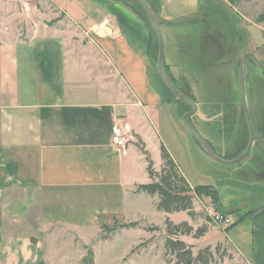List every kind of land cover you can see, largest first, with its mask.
<instances>
[{
	"label": "crops",
	"instance_id": "1",
	"mask_svg": "<svg viewBox=\"0 0 264 264\" xmlns=\"http://www.w3.org/2000/svg\"><path fill=\"white\" fill-rule=\"evenodd\" d=\"M51 1L66 29L45 25L19 38L0 27V264H175L165 254V239H157L159 230L151 229L163 228L156 217L170 219L171 213L159 209L158 194L141 186L153 180L147 155L159 171L164 144L194 187L163 133L180 127L164 126L166 105H177L179 116L188 110L180 112L184 102L158 71L159 42L147 15L138 3ZM157 2L161 28L178 27L170 59L183 82L172 74L193 97L185 68L192 72L200 62L185 56L191 50L183 35L186 17ZM216 75L211 80L221 90ZM114 124L128 138L125 149L112 142ZM191 137L188 146H201ZM250 217L252 236L241 232L237 241L242 252L251 250L253 264H264V206ZM132 222L137 225L103 235L104 226ZM131 231L144 232L126 240ZM121 238V253L112 254ZM93 240L103 250L90 247Z\"/></svg>",
	"mask_w": 264,
	"mask_h": 264
},
{
	"label": "rangeland",
	"instance_id": "2",
	"mask_svg": "<svg viewBox=\"0 0 264 264\" xmlns=\"http://www.w3.org/2000/svg\"><path fill=\"white\" fill-rule=\"evenodd\" d=\"M151 1L154 2V11L157 13L158 2ZM164 1V9L166 7L174 16L184 14L183 18L186 17L181 19L184 26L183 35L187 38L184 37V40H188V48L191 50L185 56L195 64L200 62L197 69H194L195 77L192 76L194 70L191 72L185 68L186 78L189 79L188 88L191 86L188 90L192 94L195 93L193 98L198 103V111L188 121L193 126L196 125L197 130L210 141L219 155L233 159L246 147L249 134L243 110L240 60L243 54L253 52L264 62V0ZM61 16V12L51 0H0V27L11 32L9 37L16 35L19 38H28L37 27L43 28L45 25L59 24L62 25L61 28L66 29L60 19ZM176 27L164 26L162 29L166 44L165 67L172 78L176 81L174 76L176 75L180 82L183 80V74L170 59V53H175L176 50L174 47L177 40L174 31ZM169 60L172 63L171 69L168 65ZM230 64L233 68L232 73L228 71ZM217 73H220L221 90H218L219 87L211 80L213 76L218 77ZM247 83L255 145L250 154L240 162L220 163L210 157L203 147L187 145L186 137L190 139L192 135L187 133L189 131L181 117L185 109L191 110L188 103L183 101L184 103L180 105L183 106L180 110L183 113L182 115L180 113L181 116L177 105H166L163 116L164 126L177 124L180 126H177L179 130L169 128L170 133L163 132L166 134L164 138L170 143L175 157L185 169L194 187L207 189L211 187L195 198L193 217L187 211H175L170 214V220L176 223L185 220L193 224L194 231L184 235L183 239L193 246L194 254H197L200 248L210 246L214 252L211 264H253L251 250L242 252L240 242L237 241V235L241 232L244 237L252 236L253 220L250 216L256 208L264 206V180L260 178H264L262 173L264 171L260 172L262 166L264 167V145H260L261 139L264 138V71L252 58L247 59ZM196 85L198 88L195 89ZM182 130L187 134L184 139L180 137L183 136ZM221 135L223 140L220 138ZM214 136H218L219 139L214 140ZM157 138L156 134L155 139ZM155 139L153 141H156ZM154 147L158 149L156 145ZM214 193L215 199L212 196ZM152 201L151 196L146 200V204L150 203L148 207L152 205ZM224 212H227L231 219L228 226L214 220L219 213L226 215ZM156 221L157 223L161 221L163 226V228L157 226L156 230H159L156 231L157 239L160 240L162 237L165 239L166 218L161 215L156 217ZM236 223L238 224L234 225ZM108 228H103V235L107 232L110 234ZM200 229H204V234L199 235ZM136 232L123 234L126 240H130L132 236L144 231ZM123 241L122 238L117 239L110 250L112 254L121 253ZM90 245L98 251L103 250L102 247L105 246L97 240L95 242L93 240ZM91 251L88 250V260L92 259ZM105 253L106 251L102 254Z\"/></svg>",
	"mask_w": 264,
	"mask_h": 264
},
{
	"label": "trees",
	"instance_id": "3",
	"mask_svg": "<svg viewBox=\"0 0 264 264\" xmlns=\"http://www.w3.org/2000/svg\"><path fill=\"white\" fill-rule=\"evenodd\" d=\"M147 1L151 5V7L154 11L155 10L153 7L154 2L151 0H147ZM123 3L127 4V5L137 4V3H133V2H123ZM138 5H140V4H138ZM140 6L143 7L142 5H140ZM143 9L146 12L147 20L150 23L146 9L144 7H143ZM154 13L156 16L155 11H154ZM156 18H157V16H156ZM164 64H165V61H164ZM167 72H168V70H167ZM169 75H170V73H169ZM170 77L172 78L171 75H170ZM172 80L177 85L175 79L172 78ZM170 91H171V89H170ZM244 116H245V113H244ZM247 126H248V124H247ZM248 131H249V129H248ZM248 141H249V134H248ZM209 143H210V141H209ZM247 144H248V142H247ZM254 145H255V142H254ZM254 145H253L252 149L254 148ZM212 147L216 150V148L213 145H212ZM246 147H247V145H246ZM245 148L242 150V152L245 150ZM160 149H161V155H162V160H163L161 169L159 171H157L156 168L154 167V162L151 160L150 156L147 155V160H148L147 171L153 180L151 183L141 186V188L150 194H158V196L160 198L158 207L160 210L164 211L165 213L169 214V213H173L175 211H187L193 217L195 215V212H194L195 211L194 210L195 209V204H194L195 198L198 195L203 194L204 190L207 191V190L211 189V187L209 186L207 189L205 187H200V186H195V187L191 186L188 179L181 172L178 164L176 163V161L174 160V158L172 157V155L168 151L167 147L164 144H162ZM145 153L147 154V152H145ZM212 196L214 199L216 198L215 193L212 194ZM237 224L238 223H236L234 225H237ZM133 225H137V223L132 222L129 224H114V226H104V228L109 227L108 228L109 233L112 234L116 229H118L120 227L133 226ZM234 227H236V226H234ZM151 229H158V227H153ZM193 231H194L193 226L191 224H189L188 221L175 223V222L171 221L169 218L166 219V233H165V250H166V252H165V254L168 257V259L173 260L175 262V264H211V262L214 258V252L212 251V248L210 246H207L205 248H200L199 251L197 252V254H194L193 246L191 244H188L186 241H184L180 238V235L191 234ZM199 233H200L199 235L204 234V229H200ZM110 234H108V232H107L105 237H107ZM91 261H92V259L89 260V262H91Z\"/></svg>",
	"mask_w": 264,
	"mask_h": 264
},
{
	"label": "water",
	"instance_id": "4",
	"mask_svg": "<svg viewBox=\"0 0 264 264\" xmlns=\"http://www.w3.org/2000/svg\"><path fill=\"white\" fill-rule=\"evenodd\" d=\"M110 1L138 3L146 9L150 24L159 42V52H158V57H157L158 71L161 77L163 78V80L165 81V83L171 89V91L179 99L188 103L191 106V110L185 112L182 115L181 121L183 122L185 127L189 130V132L194 136V138L205 149V151L210 155V157H212L213 159H215L216 161L220 163H225V164H233V163H237V162L244 160L250 154L252 147L254 145V142H255L254 125L252 122L250 105H249L248 95H247V59L251 57L263 71H264V62H262L253 52H247L243 54L241 57V60H240L241 93H242L243 109H244L245 117H246L247 124H248V129H249V141H248V144L245 150L241 154H239L237 157L233 159L224 158L216 152V150L212 147L209 141L202 136V134L197 130V128H195L188 121L189 117H191L198 111V103L194 98L187 95L186 93H184L182 90L178 88V86L172 80V78L170 77L169 73L167 72L165 68V64H164L165 47H166L165 39H164L162 28L155 16V13L151 5L148 3L147 0H110Z\"/></svg>",
	"mask_w": 264,
	"mask_h": 264
},
{
	"label": "built area",
	"instance_id": "5",
	"mask_svg": "<svg viewBox=\"0 0 264 264\" xmlns=\"http://www.w3.org/2000/svg\"><path fill=\"white\" fill-rule=\"evenodd\" d=\"M111 129H112L111 130L112 131V135H111L112 142L118 148L125 149L128 143V138L125 136V133L122 131L120 126H118L117 124H114ZM214 220L222 223L225 226H228L231 223V219L229 218V216L224 215L222 213L217 214L216 217H214Z\"/></svg>",
	"mask_w": 264,
	"mask_h": 264
}]
</instances>
